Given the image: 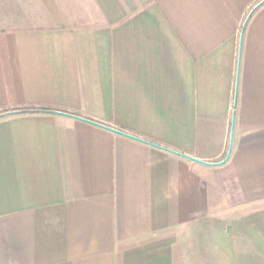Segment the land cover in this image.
<instances>
[{
    "label": "crops",
    "instance_id": "1",
    "mask_svg": "<svg viewBox=\"0 0 264 264\" xmlns=\"http://www.w3.org/2000/svg\"><path fill=\"white\" fill-rule=\"evenodd\" d=\"M263 215L264 0H0V264H211Z\"/></svg>",
    "mask_w": 264,
    "mask_h": 264
},
{
    "label": "rangeland",
    "instance_id": "2",
    "mask_svg": "<svg viewBox=\"0 0 264 264\" xmlns=\"http://www.w3.org/2000/svg\"><path fill=\"white\" fill-rule=\"evenodd\" d=\"M235 220H233L234 222ZM263 223V228L257 230L256 228H250L245 230H232L227 234L226 238L221 236L218 232L211 233L209 232V237L215 242L221 243L215 246L213 262L211 264H264V256H258V261H246L243 262L240 260V255L242 251H245L251 246L245 245L246 238L249 243L255 245L258 242L259 248L261 244L259 241H263V250H264V215L260 220ZM224 239V240H223ZM222 240V241H221ZM225 243V251L223 244ZM262 258V259H261Z\"/></svg>",
    "mask_w": 264,
    "mask_h": 264
},
{
    "label": "trees",
    "instance_id": "3",
    "mask_svg": "<svg viewBox=\"0 0 264 264\" xmlns=\"http://www.w3.org/2000/svg\"><path fill=\"white\" fill-rule=\"evenodd\" d=\"M30 111H43V112H45V111H48V109H30Z\"/></svg>",
    "mask_w": 264,
    "mask_h": 264
},
{
    "label": "built area",
    "instance_id": "4",
    "mask_svg": "<svg viewBox=\"0 0 264 264\" xmlns=\"http://www.w3.org/2000/svg\"><path fill=\"white\" fill-rule=\"evenodd\" d=\"M231 110H233V109L231 108Z\"/></svg>",
    "mask_w": 264,
    "mask_h": 264
}]
</instances>
